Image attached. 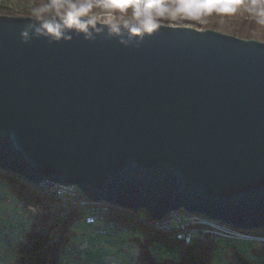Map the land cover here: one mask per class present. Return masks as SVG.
Segmentation results:
<instances>
[{"label": "water", "instance_id": "1", "mask_svg": "<svg viewBox=\"0 0 264 264\" xmlns=\"http://www.w3.org/2000/svg\"><path fill=\"white\" fill-rule=\"evenodd\" d=\"M78 19L95 23L56 39L0 15V170L152 220L264 231V42Z\"/></svg>", "mask_w": 264, "mask_h": 264}, {"label": "trees", "instance_id": "2", "mask_svg": "<svg viewBox=\"0 0 264 264\" xmlns=\"http://www.w3.org/2000/svg\"><path fill=\"white\" fill-rule=\"evenodd\" d=\"M52 3L53 0H0V14L36 17L35 12L37 9ZM55 3L63 5L59 9L61 15L69 10L68 5L71 3H75L78 7L91 5L89 11L81 16L93 18L99 13L108 11L114 12L118 16H121V14L136 15L137 11L145 14L147 0H135V3L126 7L110 6L108 0H55ZM175 6H182L190 10H202L207 20V23L203 24V28L214 29L244 39H255L264 42V0H156L155 7L147 10V14H168ZM43 15L57 16V10L52 7L44 12ZM118 21H121V18H118ZM9 177L17 181V184H11L10 186L11 191L21 199L17 204H20L19 206L23 209L24 214L30 208L33 214L29 224L24 223L23 220L17 223V225H22L20 231L24 233L18 241H16L17 235H14L13 232L9 233V238H13L12 241H14L9 248H15L17 252L13 262L9 264H68V256L70 254L81 252L78 249L73 252L72 250L75 249V246H79L83 250H88L92 246L91 243L84 245L72 228L74 223L71 219H67L72 216L81 221L78 213L73 212L74 214L62 217L58 222H52L50 219V206L54 199L49 196L48 198L44 197L40 190L22 180L20 176L0 170V181H6ZM0 191L5 190L0 189ZM5 192L8 193V191ZM36 195H39L40 198L35 199ZM49 199L51 201L48 204L47 200ZM36 209H39L40 214H37ZM115 210L116 207L108 212L107 216L120 227L132 228L135 233L142 231L146 236L160 240L168 248L179 245L180 255L178 258L170 256L163 260H158L148 247V243L139 240L141 252L137 256V261L140 263L148 264L149 260H153L152 264H210L212 261L213 253L216 252L215 244L217 238L210 241H202L195 238L192 243L185 244L181 240L172 237L168 232L152 230L146 227L139 219L140 215H144L143 211L133 214L121 209L126 215L122 212L113 215ZM7 223H0V225L6 224V229L1 230L0 228V231L7 233V230L11 229ZM121 223L126 227L121 225ZM53 229L56 232H53ZM123 230L129 231L127 228ZM155 233L157 234L155 235ZM111 236L115 237L116 235ZM2 238L0 237V242L6 245L7 241ZM131 239L138 241L135 235ZM250 241L256 242L255 240ZM233 243L235 242L233 241ZM257 243H262L263 245L262 247H252L250 257L241 251L231 253L229 264H264V242L259 241ZM88 245L91 246L88 247Z\"/></svg>", "mask_w": 264, "mask_h": 264}, {"label": "rangeland", "instance_id": "3", "mask_svg": "<svg viewBox=\"0 0 264 264\" xmlns=\"http://www.w3.org/2000/svg\"><path fill=\"white\" fill-rule=\"evenodd\" d=\"M49 17L52 16L43 15L41 18H49ZM148 17L151 18L152 24H165L169 26H191L197 29H206L203 28L202 26L203 24L207 23V20L205 19L202 10H190L182 6L173 7L168 14H155V15L147 14L146 16L143 13L139 16L125 15V14H121V16H118L116 13L108 11V12L99 13L91 19H95L103 23L129 24L134 22L144 23L145 19ZM118 18H121V21H118ZM11 184H17L16 179L9 177L6 181H0V189L8 191V193L5 191L3 192H5L9 200H11L10 202L0 200V223L8 222L7 225L11 227L13 234L17 235L16 241H18L20 239V236H22L24 233L20 231L22 225H17V223L23 220L24 223L29 224L33 218V214L31 208L27 210L26 214H24L23 209H21L19 206L20 204L19 205L17 204V202H20L21 199L14 192L11 191L10 189ZM35 190L38 191L37 189ZM43 196L48 198L47 195L43 194ZM37 198H40V196L36 195L35 199ZM50 201H51L50 199L47 200V203L49 204ZM38 210L39 209H36V212L37 214H40V211ZM121 212L124 213L123 210L118 209L117 207L113 215ZM53 215L54 213L52 211V207L50 206V219L52 222H53L52 220ZM67 219H71L72 222L74 223L72 225V228L76 232L77 237L80 240H82L84 245L86 243L92 244V246L88 250L85 249L83 250L79 248L78 250H80L81 252H78L77 254H70L68 256V260H69L68 264H142L139 261H137V256L141 252V250L139 249L140 248L139 240L143 242L146 241L148 243L147 244L148 247L150 248V250L153 252L154 256L158 260H163L170 256L174 258H178L180 255L179 245H176L172 248H168L160 240H156L153 237L146 236V234L142 231L135 233L134 229L128 228L122 223L121 225L129 229V231L118 229L119 231H117L116 236L113 237L110 234H108V233H112L111 231H108L107 234H102L97 231V228L103 224L102 221L85 223L77 220V218L72 216ZM76 222H80V223H76ZM5 225L3 224L0 225L1 230L6 229ZM9 230H7V233L0 231V237H3L2 239H4L6 236L10 237ZM53 232H56V230L53 229ZM156 234L157 233H155V235ZM133 235L137 237L138 241H134L133 239H131ZM12 239L10 238L9 240H7L5 238L4 240H7L6 245L0 242V264L12 263L17 254L15 248H9V246L12 245V242H14L12 241ZM257 242L259 241L253 242L250 240H244L241 241V243L235 242L237 243L235 244L231 239L218 237L215 244L216 252L213 253V258L210 264H229L230 254L235 251H241L242 253L250 257L252 247L255 246L262 247L263 245L262 243H257ZM75 247H79V246H75ZM74 251H76V249H74L73 252ZM148 262H149L148 264H152L153 260H149Z\"/></svg>", "mask_w": 264, "mask_h": 264}, {"label": "bare ground", "instance_id": "4", "mask_svg": "<svg viewBox=\"0 0 264 264\" xmlns=\"http://www.w3.org/2000/svg\"><path fill=\"white\" fill-rule=\"evenodd\" d=\"M15 175H18V174H15ZM21 178L22 180L26 181L23 177ZM32 186L36 187L43 194L49 197H52L54 199L51 206H52L53 213H54L52 220L55 222H58L62 217H68L74 214L73 212H76L79 214V219L81 221H85V222L102 221L103 224L99 226L97 230L106 229V232L111 231L112 233H115L118 229H122V230L125 229L123 227L119 228L120 226L117 223L107 218L108 212L112 211V209L115 208V206L109 203L92 201L86 197L85 200L76 201L73 203V206L70 209L63 211L64 198L61 195H59V193H56L54 190L50 189L49 187L45 185H40V186L32 185ZM0 194L6 195V193L3 191H0ZM5 201L10 202L11 200H9V198L7 197V200ZM118 209H123L133 214H135L136 212H139V211L128 209V208H118ZM139 219L149 229L159 230V231H163L166 233L168 232L172 237H175L177 240H180V234L173 233L175 232V225L161 224L158 220H152L145 212H144V215H140ZM190 226L200 227V219H190ZM12 232L13 231H11V233ZM102 234H106V233H102ZM250 234L251 235H240L238 238L231 239V240L237 243L244 241V240L264 241V231H250ZM218 237L228 238L227 236H215V235H208V234H203V233H196V234H189L188 236H186L184 240H181V241L185 244H190L195 238H198L202 241H210Z\"/></svg>", "mask_w": 264, "mask_h": 264}, {"label": "built area", "instance_id": "5", "mask_svg": "<svg viewBox=\"0 0 264 264\" xmlns=\"http://www.w3.org/2000/svg\"><path fill=\"white\" fill-rule=\"evenodd\" d=\"M42 185L49 187L50 189L54 190L56 193H59V195H61L64 198L63 211L70 209L73 206L74 202L86 199V196L76 185H72V184L53 185L50 182L43 183ZM0 200L3 201L7 200V195L0 194ZM190 219H200V227H191ZM158 221L161 224L175 225V232L173 233H179L180 240H184L186 236H188L189 234H196V233H203V234L215 235V236H227L228 239H236L240 235H251L250 230H241L231 225H228L220 220L210 219L203 215L190 213L184 210L171 212L164 219ZM11 231L12 230L10 229L9 233H11ZM97 231L99 233H108L106 232V229H99ZM108 234L114 236L116 235V233H108ZM5 238L7 240L10 239L8 236H6ZM90 246L91 245H88V247ZM75 249L77 250L79 249V247H75Z\"/></svg>", "mask_w": 264, "mask_h": 264}, {"label": "clouds", "instance_id": "6", "mask_svg": "<svg viewBox=\"0 0 264 264\" xmlns=\"http://www.w3.org/2000/svg\"><path fill=\"white\" fill-rule=\"evenodd\" d=\"M155 5H156V0H147V3L145 5V15L146 16H147V10L152 9L153 7H155ZM110 6H112V4H110ZM52 7L56 8L57 15L60 16V18L62 20V24L57 23V24L53 25L52 23L47 22V21H43L41 19L42 14L44 12L48 11ZM61 7H63V5H57L55 3V0H53V3L51 5L41 7L40 9H37L35 12L36 19L41 22V29L45 30L46 33L54 36L56 39H59V38H61V36L64 35L62 28L66 27V28L71 29V28H73V26H75L79 31H87V24H94L95 23L94 20L80 21L78 19L82 14L89 11L91 5L78 7L75 3H71L68 5L69 10L63 15H61L59 12V9ZM136 15L139 16V15H141V13L139 11H137ZM144 26L146 28H148L149 31H151V29L154 25H152V21H151L150 17L145 19ZM41 29H37V32H40ZM131 31L135 33V32H138L139 29L138 28H132ZM23 35L27 37L28 33L25 32Z\"/></svg>", "mask_w": 264, "mask_h": 264}, {"label": "snow or ice", "instance_id": "7", "mask_svg": "<svg viewBox=\"0 0 264 264\" xmlns=\"http://www.w3.org/2000/svg\"><path fill=\"white\" fill-rule=\"evenodd\" d=\"M108 2L114 7H126L135 3V0H108Z\"/></svg>", "mask_w": 264, "mask_h": 264}]
</instances>
